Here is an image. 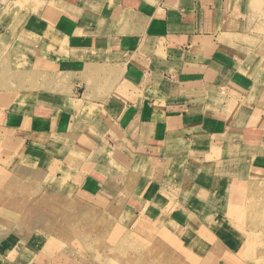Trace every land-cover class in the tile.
I'll return each mask as SVG.
<instances>
[{
    "label": "crops",
    "instance_id": "obj_1",
    "mask_svg": "<svg viewBox=\"0 0 264 264\" xmlns=\"http://www.w3.org/2000/svg\"><path fill=\"white\" fill-rule=\"evenodd\" d=\"M0 145V176L123 204L107 235L147 242L161 264H215L208 240L254 248L257 208L235 211L264 195V0H0ZM65 244L8 234L0 264H69Z\"/></svg>",
    "mask_w": 264,
    "mask_h": 264
},
{
    "label": "rangeland",
    "instance_id": "obj_2",
    "mask_svg": "<svg viewBox=\"0 0 264 264\" xmlns=\"http://www.w3.org/2000/svg\"><path fill=\"white\" fill-rule=\"evenodd\" d=\"M0 147L2 146L0 145ZM14 153L13 150L12 154ZM0 161L2 162L1 159ZM17 172H19V169L16 170L13 176L5 174L0 176V237L8 234L27 240L37 239L40 236L46 237L50 234L62 237L66 241L65 245H67L63 248L71 253L63 257L73 256L76 258V261L69 264H103L101 257L106 255V251L111 264H116L119 260H123L124 264H133L130 261L126 262L128 260L127 256H130L129 254L136 259L141 258L142 254L147 255L146 258L149 259L148 256L151 255L153 264H161L160 257L152 255L148 250L147 242L139 240V243L133 245L134 240L129 241V237L130 245L126 246L124 244L125 238L116 243L115 239L121 238L120 236L107 235V232H111L112 225L116 223V220L123 222V224L126 221L124 219L127 211L122 208L123 204L121 205L120 202L116 203L114 199L104 201V203L89 201V197L85 198L81 194L74 197L57 195L52 191L51 184L47 181H33L31 180V177H33L31 173H23L24 176H22L16 174ZM164 187L165 191L161 192L160 201L165 204L167 209L172 210L175 208H171L172 205L179 204L177 201L179 195L177 190L170 184ZM259 192L257 193L259 194ZM219 197H212L208 203L211 208L213 207V216L215 214L217 215L215 218L220 219L222 218V208L218 205L221 200V197ZM215 198L216 200H214ZM248 206L263 209L264 212V195L250 198L247 203L239 206L235 212L243 218L245 215L241 211ZM147 221L148 223L152 222V218ZM236 228L233 231L238 234ZM91 232V242L85 245L82 240L83 236ZM101 232L103 236L107 237L112 246L109 245L104 248V245H99V242L94 245L95 235L99 236ZM157 232L156 230L153 231L154 238L157 237ZM212 232L217 234L220 243H224L223 235H218L219 232L216 231ZM168 233L170 236L175 234L170 231ZM229 233L233 234L232 231H229ZM252 239L254 248L247 249L241 245L238 251L237 249L233 251L234 248H231V246L225 249L220 244L216 245L212 240H208L205 247L216 256L215 264H264V242L260 240V229L253 230ZM228 240L231 239L228 238ZM71 247L75 249L71 251ZM29 248L32 254L37 253V248L34 247L33 243L29 245ZM130 248H132V253H129ZM219 248L220 252H218ZM138 251L139 254L136 253ZM61 264H67V262L63 261Z\"/></svg>",
    "mask_w": 264,
    "mask_h": 264
},
{
    "label": "bare ground",
    "instance_id": "obj_3",
    "mask_svg": "<svg viewBox=\"0 0 264 264\" xmlns=\"http://www.w3.org/2000/svg\"><path fill=\"white\" fill-rule=\"evenodd\" d=\"M258 197H260V195H258ZM245 222H247L246 227L248 229V234L244 236L245 241L243 240L242 244H248L251 241L254 229H258L260 226H262L261 228L264 227V212H261L258 208L255 209L254 212L247 214Z\"/></svg>",
    "mask_w": 264,
    "mask_h": 264
}]
</instances>
